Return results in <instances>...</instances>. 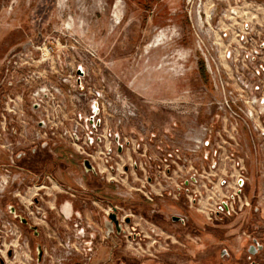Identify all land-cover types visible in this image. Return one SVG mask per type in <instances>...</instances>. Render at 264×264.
Listing matches in <instances>:
<instances>
[{
  "label": "rangeland",
  "instance_id": "obj_1",
  "mask_svg": "<svg viewBox=\"0 0 264 264\" xmlns=\"http://www.w3.org/2000/svg\"><path fill=\"white\" fill-rule=\"evenodd\" d=\"M29 41L36 48H56L59 57L52 59L53 66L45 56L29 61L36 76L48 75L46 86L15 84L14 76L28 68V57L14 65L16 55ZM259 42L264 44V0H0V178L4 181L15 171L39 177L42 168L49 172L53 165H66L68 182L78 185L89 178L84 160L117 163L120 173L127 166L129 177L137 180L131 190L119 182L117 193L157 199L164 212L160 225L167 233L181 228L170 221L174 214L192 218L181 235L193 228L202 231L187 251L195 264H264V252L253 262L246 259L251 237L264 234V50L253 61L242 59ZM36 48L25 52L38 53ZM254 64L263 69L254 72ZM49 66L67 69L69 84L60 89ZM9 67H14L12 74L6 73ZM53 87L61 90L59 103L67 107L64 128L69 130L74 118L83 125L89 120L93 134L88 138L80 134L73 143L61 134L58 121L63 118L52 103L57 97ZM96 92L100 112L92 116ZM78 113L81 117L74 116ZM11 126L14 133L6 137ZM21 130L39 133L41 142L32 148L30 135H20ZM14 138L21 140L18 150L9 145ZM168 193L179 194L180 200ZM159 194L163 196L157 198ZM9 200H0V226L15 223L4 211ZM132 207L134 224L144 211L152 215L150 209H157ZM61 211L64 216H54V233L49 234L64 246L58 237L66 231L70 249L61 248L71 252L77 232L68 219V202ZM86 216L96 222L89 211ZM52 241V248H60ZM124 245L115 257H126L127 264L159 260V244L146 254ZM224 248L230 258L221 261ZM6 249L0 247L5 264L30 263L26 248L11 261ZM106 254L101 249L99 258Z\"/></svg>",
  "mask_w": 264,
  "mask_h": 264
},
{
  "label": "flooded vegetation",
  "instance_id": "obj_2",
  "mask_svg": "<svg viewBox=\"0 0 264 264\" xmlns=\"http://www.w3.org/2000/svg\"><path fill=\"white\" fill-rule=\"evenodd\" d=\"M29 42L28 45H22L20 53L16 55V59L20 56L26 57L28 54H33L32 51L25 52L28 47L34 50V43ZM6 73L9 74L10 69ZM25 73L26 70L20 73L19 76L23 77ZM5 76L6 78L8 77V75ZM10 85L13 84L10 83ZM35 146L33 145L32 148ZM89 166L88 170L83 167L89 178L83 179L84 181L81 180L78 185L75 184V181V185L72 182H68L70 179L67 177L68 173L66 170L68 168L66 165H53L49 172L47 169L42 168V174L39 177L28 171L25 173L23 171H15L14 175L16 176H13L11 186L7 187L10 191H7L6 188V192L0 196V200L5 196L11 199L4 206V211L16 223V225L12 223V226L8 224V227L3 224L0 226V247H7L5 251L6 260H14L19 254L22 255V249L26 248L30 253L29 264H127V261H125L127 260L126 257L122 255L115 257L123 244H126L124 245L126 248L130 245L136 247L133 250L136 252L141 250L145 254L150 246L159 244V260L155 264H195L197 259H193L187 251L190 244H195L194 240H197L198 236L202 235V231L189 228L190 230L187 231L186 235H181L180 232L182 228L191 227L189 225L191 217L171 215L169 217L170 221L179 223L181 228L167 233L164 230L165 228L160 225V220L163 221L164 219V212L161 209L159 210V203L156 205L157 199L153 200L144 193L116 192L121 190L119 182H124L123 184L128 187L127 189L131 190V184L137 180L129 177L131 173L127 166L123 167L122 173L119 172L117 163ZM55 173H58L60 178H57ZM120 174H124L125 177L123 179L119 178ZM159 177H161V171L159 172ZM191 180L194 181V178H191ZM138 181L140 182V180ZM182 183L187 186L189 183L188 179H185ZM51 190L56 191V193L52 195L50 193ZM134 190L140 191V189ZM165 195L171 196L176 201L180 200L179 194L168 193ZM162 196V194H159L156 197ZM176 201V206L180 207ZM66 202L69 203L70 207L68 219L69 221L72 220V226L75 228L72 230L77 232V236L74 237L77 242L72 241L71 247L73 249H71V252L62 251V248L65 250L69 248L70 238H68L66 231L61 233L58 231V238H60L64 246L49 234L50 232L54 233L51 229L54 226V221H57L54 216H58V214L64 216L61 208ZM131 205L145 207L146 210H148L149 206H157V209H150L152 215H147L148 213L146 214L144 211L139 217V223L134 224L132 214H136V211H134V207L130 208ZM186 207L190 208V206ZM87 211L92 216H97L95 223L93 221L90 222L86 216ZM182 211L185 214L188 213V211ZM225 211L228 212V209ZM173 218L177 220H173ZM35 221L40 222L43 229L38 227L40 224ZM26 234L31 241L27 240ZM53 238L54 242L58 246L60 245L57 250L52 248ZM145 240L147 241L145 242ZM43 241H45V245ZM13 243L15 244L13 245ZM75 244H78L79 249ZM46 245L47 248H45ZM13 247L17 248V250ZM31 249L34 252H31ZM101 249L107 250V254L105 257L99 258ZM73 250L76 252L75 254L79 255L75 263L70 262L75 255L74 253L72 254ZM263 252L264 234L260 238L251 237V242L246 247V259L253 262L255 259H259ZM228 258H230L229 252L225 248L221 249V261ZM56 259H58L57 263H55ZM6 262L3 251L0 250V264H5ZM19 264H22V262H19Z\"/></svg>",
  "mask_w": 264,
  "mask_h": 264
},
{
  "label": "built area",
  "instance_id": "obj_3",
  "mask_svg": "<svg viewBox=\"0 0 264 264\" xmlns=\"http://www.w3.org/2000/svg\"><path fill=\"white\" fill-rule=\"evenodd\" d=\"M36 47H34V49H35ZM37 50H38V53L37 52H35L34 54H31V56H29L30 54H28L26 57H28V62H26L27 63V65H28V68L26 69V73L24 74V76L23 77H20L19 76V74L20 73H18V74H16L14 77H15V84H18V85H20V87L21 88H23V85L27 88V89H30V88H32V87H34V85H36V84H38V85H40V84H43L44 86H46V83H49V82H45L46 80H48V75H45V74H43V73H41V74H38L37 76L35 75V72L32 70V69H30V68H32V65L29 63V61H32V63L34 62L33 61V59L34 58H37V57H39V55L41 56V57H43V56H45V58H46V61L50 58L51 59V61H50V64H51V66H53L54 65V61L52 60L53 58H55V54H56V48L55 49H53V47H45L44 46V44L41 46V47H37L36 48ZM42 49H44V52H41V50ZM252 50H250V51H246V52H244L243 53V57H242V59H244V60H250V61H253L254 59H255V57L258 55V56H260V53L264 50V44L263 43H261V42H259V44H257V43H255V47H253V48H251ZM33 52V51H32ZM227 52V51H226ZM226 54H228V53H226ZM225 54V55H226ZM21 57V56H20ZM19 57V59L16 61V63H14V65L16 66V67H18L19 65H20V63L18 62L21 58ZM22 57H25V56H22ZM57 58L59 57V56H56ZM33 58V59H32ZM29 66H30V68H29ZM254 67H255V69L253 70L254 72H257V71H261L262 69H263V67H261L260 65L259 66H256L255 64H254ZM13 68L14 67H12L11 68V71H10V73L12 74V72H13ZM49 68V70L51 71V73H53L55 76H54V81H56V83L58 84V87L60 88V89H62V87H64L65 85H68L69 84V77L67 76L68 74H67V69H66V71H63V69L62 68H60V69H57V68H55V69H53V67H48ZM75 69H76V74H77V72L78 71H80V73H82L83 71H82V67H81V65L80 64H77L76 65V67H75ZM72 71V70H71ZM43 72H45V71H43ZM13 77V78H14ZM9 77H7V79H8ZM77 80H78V76H77ZM21 81L22 82H24V84L22 85L21 84ZM80 81V80H79ZM45 82V83H44ZM80 83V82H79ZM81 84V83H80ZM58 87H53L52 88V90L55 92V94L57 95V97H55V98H52L53 100H52V103H55L56 104V106H57V112H59V114H62L61 115V118H63L61 121H58V124L61 126V127H63V130H62V132H61V134L64 136V137H69L72 141H73V143H74V141H76V138H78V136L80 135V134H84V135H88V134H90V135H92L93 134V132L89 129V125H87V123L89 122V120H86V121H83V123H84V125L82 124V122L81 123H79L75 118H74V121H73V124L71 125V128L69 129V130H67L66 128H64L65 127V122H66V119L64 118L65 116H66V111H67V107H66V105H65V102L64 101H62L61 103H59V100H60V96H61V90L58 88ZM45 89H46V87H45ZM42 90V89H41ZM46 91V90H45ZM30 94H31V92H29ZM99 98H100V93L99 92H96V94H95V99H93V101L91 102V104H90V112H91V115L93 116L94 114H93V109H92V107H93V105L95 104L96 105V107H97V110H98V113L100 112V104L98 103V100H99ZM2 103V105H3V102H1ZM0 110H3V108L1 107V109ZM10 111V110H9ZM14 114H15V112L14 111H12ZM90 115V116H91ZM74 116H77V117H81V115L78 113L77 115H74ZM2 119L3 120H6L5 119V117H2ZM80 120L82 121V118H80ZM48 123V122H47ZM47 130L48 131H51V130H53L50 126L49 127H47ZM54 131V130H53ZM15 132H16V130H15ZM14 133V129H13V126H11V128H10V131H9V134H5V136L7 137V136H11V134H13ZM17 133H18V130H17ZM16 133V136H18L19 134H17ZM21 134H23L25 137H29V135H30V138H31V141H28L27 142V144H30V146H33V145H38L41 141H39L38 139H40V138H38L37 139V136L39 137L40 136V134L38 133L37 135H34V131H32V133H29V131L28 130H21V132H20V135ZM19 135V136H20ZM89 135V136H90ZM43 136H46V133L45 132H43ZM89 136H87V138L89 137ZM45 140H48V139H46V138H44L42 141H43V143L45 142ZM88 141L90 142V144H93V139L91 140V139H88ZM21 144V140L20 139H18V140H16V138H14L13 139V141H12V143H9V145L11 146V149H16V150H18L19 149V145ZM29 146V147H30ZM12 155H13V153L12 152H10ZM9 159L12 161V158L11 157H9ZM5 172H7L8 174H10V172L8 171V170H5ZM174 174V171H172V175ZM188 174V173H187ZM13 176H16V175H12V176H5L6 177V179H4V181H3V179H1L0 178V196L1 195H3L6 191V188L8 187L9 188V186H11V183H12V180H13ZM179 176H177V178H178ZM168 180H171V177H168L167 178ZM1 182L3 183L2 185V187H1ZM7 188V189H8Z\"/></svg>",
  "mask_w": 264,
  "mask_h": 264
},
{
  "label": "water",
  "instance_id": "obj_4",
  "mask_svg": "<svg viewBox=\"0 0 264 264\" xmlns=\"http://www.w3.org/2000/svg\"><path fill=\"white\" fill-rule=\"evenodd\" d=\"M77 74L81 75L80 71H78ZM92 109H93V114L96 115L98 113V110H97V107H96L95 104L93 105ZM90 122H92V121H90ZM89 165H91V164L89 163L88 160H84L83 161V167L85 168V170H88L90 168ZM223 207H224L225 210H227V205L226 204H223ZM173 220H177V219L173 218Z\"/></svg>",
  "mask_w": 264,
  "mask_h": 264
}]
</instances>
